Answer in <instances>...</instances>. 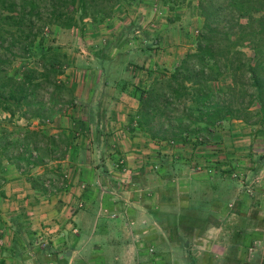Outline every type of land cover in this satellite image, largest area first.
Instances as JSON below:
<instances>
[{
	"label": "crops",
	"instance_id": "0c3cea01",
	"mask_svg": "<svg viewBox=\"0 0 264 264\" xmlns=\"http://www.w3.org/2000/svg\"><path fill=\"white\" fill-rule=\"evenodd\" d=\"M164 27L165 24L161 25ZM144 32L142 29L120 33L118 42L114 34L102 44L100 36L95 35L90 41L93 46L77 52L89 54L83 57L84 61L63 47L67 64L61 80L68 89V99L55 109L49 124L38 127L53 136L67 131L75 136L69 137L67 145L25 146L32 152L40 147L47 151L48 162H43L41 157V164L36 166L49 164L53 171H63L69 176L64 180V189L51 194L52 199H44V195L39 196L38 191L23 181L20 168L3 162L0 264H165L170 261L176 264V260L188 264L189 259L191 264H260L264 261V121L255 129L245 123L231 127L240 119H230L225 121L230 125L227 130L217 133L216 126L202 144L210 145L203 152L226 153L235 165L240 162L237 155L240 152L248 161L257 152L260 161L252 166L257 171L252 176L256 186H247L249 169L243 180L238 181V192L224 186V182L232 185L237 181L220 176L221 166L206 168L212 169L216 176L203 179L205 170L198 167L203 166L207 156H203L204 160L196 159L195 163L185 160L171 145H152L154 141L147 134L133 123L129 125V117L137 107L138 90L148 81L143 72L150 73L157 62L154 52L159 38L154 36L149 44ZM161 32L168 33L166 29ZM185 40L179 58L192 46V37ZM167 61L170 63H162L163 67L170 69L175 61ZM0 116L6 115L1 112ZM261 117L264 119V115ZM32 123L37 124L35 120ZM223 136L227 138L224 150V145L219 144ZM214 145L217 151L212 149ZM57 147L63 149L58 157L53 155ZM97 152L102 157L94 161ZM145 152L151 154L147 162L143 158ZM112 153L123 162L119 172H115L116 177L110 169ZM213 159L222 160L219 155ZM183 167H187L185 173L193 184L189 186L202 189L204 181L210 184V192L197 188L199 191L190 194L180 191L177 195L153 181L158 179V184H164L167 175L178 174ZM22 184L29 189L22 190ZM105 187L116 195H109L111 191ZM221 193L226 195V203L221 202L223 199L219 201ZM27 194L41 200L26 205ZM243 197L247 203L241 206ZM217 212L230 216L243 213L248 221L243 225L235 219L215 220ZM204 214L211 217L205 223L202 220L204 225H198ZM189 229L196 232L188 248L182 246V240L171 237V231L181 233ZM43 233L48 235L49 243L40 251L34 239Z\"/></svg>",
	"mask_w": 264,
	"mask_h": 264
},
{
	"label": "trees",
	"instance_id": "16d2710c",
	"mask_svg": "<svg viewBox=\"0 0 264 264\" xmlns=\"http://www.w3.org/2000/svg\"><path fill=\"white\" fill-rule=\"evenodd\" d=\"M118 0H0V110L49 122L61 93L67 64L63 47L43 43L48 26L71 28L84 18L108 16ZM183 0H161L174 9ZM192 46L162 77L138 90L129 125L150 140L186 143L188 134L212 131L225 118L242 119L252 107L264 115V0H196ZM154 43V42H152ZM38 55L31 59L32 51ZM244 49L253 52L246 55ZM244 118V117H243ZM46 123V122H45ZM0 128V185L3 162L41 164L25 145L52 142L41 129L24 127L20 139ZM219 165V164H218ZM218 169V168H217ZM29 179L36 189V180Z\"/></svg>",
	"mask_w": 264,
	"mask_h": 264
},
{
	"label": "rangeland",
	"instance_id": "374dc122",
	"mask_svg": "<svg viewBox=\"0 0 264 264\" xmlns=\"http://www.w3.org/2000/svg\"><path fill=\"white\" fill-rule=\"evenodd\" d=\"M195 3H196V0H183L174 9H168L166 8L167 6H165L164 3L161 2V0H118L116 6L112 8L111 13L106 17L104 16L100 18V15H96L95 20H92L91 18L86 17L81 22H79L77 26H73L71 28H59L55 26H48L46 29H44L43 43L44 45L54 44V46H60L64 48L67 47L69 48L71 52H73L72 54L73 57L75 56L79 60L84 61L83 57L89 54H87L86 52H81V53H77V52L80 51V48L86 49V47L90 48L91 46H93V44L90 43L91 40H94L93 36L95 35L100 36L99 41H100V44H102L104 43L106 37L109 38V37L114 36V34H116V40L118 42L120 39V36H122L120 35V33L128 34L130 32L133 33L136 30L140 32V30L143 29L145 31L143 35L147 37V43L149 42V44H151L150 41L152 40L154 36L158 37L160 41L159 45L155 47V52H154V58H156L157 62H155L154 67L151 69L150 73L145 74V72H143V74L148 79V81H151L152 79L162 77L166 71H169L174 65H176L179 62L180 58L177 57V55H179L184 50L183 44H186L185 38L189 39L195 33L194 27H193L194 20H195L194 19ZM163 24H165L166 27L161 28V25ZM163 29H166L168 33L161 32ZM244 51L247 56L249 57L253 56V52L251 50L244 49ZM38 53H39L38 48H35L34 51H32L31 59L36 58ZM156 54H158L159 56L157 57ZM167 59L169 60L173 59L175 61V64H173V66L170 69L163 67V64H162V63L169 64L170 62L167 61ZM58 99H59L58 103L56 102V104L54 105V110L57 107L59 108V106L66 103L68 99L67 92L65 91L61 93ZM252 109L253 108L251 107L250 110L244 112L242 114V119H240L239 122H236V124H233L231 127H235L239 125L243 126V123H245L248 126L258 129V127L261 125V121H264V119L261 117V115L255 113L254 110ZM1 112L2 111L0 110V114ZM230 119H233V118L228 117L216 123L214 126L215 129L217 126V129L215 130V132L221 133V131L227 130L226 129L227 125L229 127L230 125L225 121H230ZM33 120L37 122L36 119H29V120L21 119L17 117V114H15L12 117V119H10V121L6 120V116L4 117L0 116V128L4 129V131L2 132L5 134L4 136L7 137L8 139H12V140H14V138L20 139L24 127H27L28 129H35V128L41 129L40 127H38L40 126L39 124L32 123ZM51 121H52V118L49 122L45 121L46 123L44 122L42 125L49 124ZM208 133H211V131H208V132L198 131L196 136H194L193 134H188L187 136L189 138V141L186 142L185 145L184 143H180L176 141L152 142L153 143L152 145H171L173 146L172 149L174 151H177V152L179 151V153H182L181 157H183L185 160L187 159V161L193 160L195 163H197V161H195L196 159L203 158L204 160L203 156H207L208 159L204 161L203 166L200 165V167H198L200 169L203 168L205 170V173L203 174L204 175L203 179L205 177H208L209 179L210 177L214 178L216 176L212 169L206 170V168H218L221 166L222 173H220L221 174L220 176H223L224 178L229 177L230 179L237 181L233 183L232 185L231 183L226 184L227 182H224L225 183L224 186L229 187L230 188L229 190H236L235 192L239 191L240 182L238 181L243 180V176L247 175V172H249V169H250V172H249V179L247 181V186H250V187L256 186L257 182H255V178H252V176L255 175L257 171H254L252 166L253 164L258 165V162L260 161V157L257 155V152L254 151V155L252 156V161L251 160L248 161L246 155L240 152L241 154L240 153L237 154L238 157L240 158V162L237 163L238 165L237 164L235 165V163L232 164L228 156L225 155L226 153L220 152L216 154L215 152H212V151L203 152V150L206 149L205 147L210 146V145H202L204 144L205 141H207L206 137L208 138L210 137ZM241 134H243V137H244L245 134L242 132ZM46 135L49 138H52V142L50 144L48 143V145H59V146L67 145L69 137L75 136V134L70 133V131H67L66 133L63 132V134H56V136L55 135L53 136L52 134H46ZM221 135L227 136L225 133H222ZM95 136H97V134H95ZM218 136H215L214 138ZM224 136H223V139L220 138L223 140V142L219 143V144L224 145L223 150L225 149V145L227 143V138ZM34 139L38 140L36 145H46L44 140L37 138V137H34ZM69 144H70V141H69ZM216 146L217 145H214L215 148H212V149L217 151ZM58 147H57V150L54 151L53 153V155L57 157L60 156L63 152V149L61 148L58 149ZM207 149H211V147ZM112 154H113L111 155L112 164L110 165V169L113 170L114 172L113 175L116 177L117 176L116 173L119 172L118 170L119 168H122L121 165L123 164V162L120 160V158L116 154L114 153ZM32 155L33 157L41 156L43 159V162L44 161L48 162L47 160H45L48 158H46L47 151L44 149V147H40L39 151H33ZM149 155L151 154H149L148 152H145L143 154V158L146 159V162L148 161L147 159H149L150 157ZM214 155L215 156L219 155V157L222 158V160L215 161L213 159ZM101 157H102L101 154L97 152V156L94 159V161L100 160ZM249 162L251 163V166H249L250 164ZM195 163H193L194 167L196 166ZM186 168L187 167H183V170L181 169L178 170V174H174L172 172L173 174L167 175L165 178L166 182H164V184H158L159 183L158 179L157 180L153 179V181L156 182V185L158 186L162 185L165 190H170L171 193L177 192V195H179L180 191H183L184 193L188 191L187 193L189 194L191 192L199 191L197 189V188H200L199 186L197 185L194 186L195 189H193V186H189L193 184H190V182L188 181L189 174L185 173L187 172ZM20 170H21V178L27 184H30L29 179H33V178L35 179L36 176L40 175L39 179L36 180L37 188L35 190L38 191L39 196L44 195V199L46 198L52 199L51 194H54L61 189H64V186H65L64 180L67 179L69 176V175L65 176L64 174L66 172L63 173V171L62 172L53 171L52 166L50 167L49 164L41 167V166H32L31 164H28L26 162H21ZM223 174H226V175H223ZM158 186H157V189H159ZM21 187H22V190L29 189L27 185L23 186L22 184ZM210 188H211L210 184L203 181L202 189L201 188L200 189L208 193L210 192ZM105 190L111 191L109 192V195H112V196L116 195V192H114L108 187H105ZM27 196H26L27 199L25 201L26 205L27 204L29 205L37 204L39 200H41V197L36 198L35 195L27 194ZM44 199L42 198V200ZM218 199L219 201L223 199L224 201H221V202H225V203L227 201L226 195L222 193L220 194ZM245 201L247 203V200L243 197L241 199V206L242 205L244 206V204H246ZM219 206L223 207V204ZM220 210L222 211L223 208H221ZM251 216L254 218L260 219L259 215L252 214ZM208 217H211V215L204 214L202 218L198 217L199 223H201L202 220L205 223ZM232 217H235V218H232ZM214 219L215 220L220 219L221 221H226V222H228L229 220L233 221V219H235L237 223H242L243 225L244 223L246 224V222L248 221L247 217L245 218V214L243 213L239 215L230 216V215L217 212V214L214 215ZM187 221L193 223V221L190 219H187ZM203 222L198 225H204ZM182 232H184V234ZM182 232L180 233L179 231H171V237L176 238L178 241L182 240L181 242L182 246L183 247L186 246V248H188V243L189 241H191V238L195 235L196 231L189 229V230H185ZM42 236L43 237H41V234H38L37 237H35L34 239V245L40 251L46 249L49 243L48 235L43 233ZM41 243H43V245H41ZM145 248H148V247L145 246ZM148 252H150V250H148ZM189 256L191 255L189 254L188 257ZM175 262L176 264H183V261L176 260ZM187 262L188 264H191L190 259ZM164 263L174 264V262H171V261L164 262ZM263 263L264 261H261L260 264H263ZM184 264H186L185 261H184Z\"/></svg>",
	"mask_w": 264,
	"mask_h": 264
},
{
	"label": "built area",
	"instance_id": "2783aa9c",
	"mask_svg": "<svg viewBox=\"0 0 264 264\" xmlns=\"http://www.w3.org/2000/svg\"><path fill=\"white\" fill-rule=\"evenodd\" d=\"M41 237H43L42 235H41ZM40 240V239H39ZM42 241V240H41ZM45 241V240H44ZM43 242V241H42ZM2 245V241H1V239H0V246ZM41 245H43V243H41Z\"/></svg>",
	"mask_w": 264,
	"mask_h": 264
}]
</instances>
